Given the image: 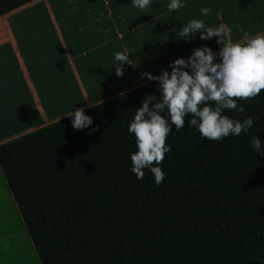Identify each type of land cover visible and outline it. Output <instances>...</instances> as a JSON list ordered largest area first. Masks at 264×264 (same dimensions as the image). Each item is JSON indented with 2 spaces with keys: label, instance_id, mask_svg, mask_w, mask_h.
<instances>
[{
  "label": "trees",
  "instance_id": "obj_1",
  "mask_svg": "<svg viewBox=\"0 0 264 264\" xmlns=\"http://www.w3.org/2000/svg\"><path fill=\"white\" fill-rule=\"evenodd\" d=\"M32 1L0 0V16ZM123 93L85 107L88 128L64 116L0 143L40 264H264V155L250 145L264 141V90L238 100L244 111L225 110L258 117L239 136L203 138L190 117L173 126L159 185L147 169L142 180L131 171L127 130L143 98L159 95L157 82Z\"/></svg>",
  "mask_w": 264,
  "mask_h": 264
},
{
  "label": "crops",
  "instance_id": "obj_2",
  "mask_svg": "<svg viewBox=\"0 0 264 264\" xmlns=\"http://www.w3.org/2000/svg\"><path fill=\"white\" fill-rule=\"evenodd\" d=\"M168 2L153 0L152 7L140 10L131 0H34L0 16V143L71 109L136 88L150 81L142 73L159 74L176 58H186L192 52L189 40L176 34L186 23L191 0L171 13ZM197 6L193 12L201 19L202 2ZM116 51L129 52L132 63L124 66L122 77L114 71ZM0 187L5 189L0 202L8 205L6 211L0 207V225L15 228L9 213L24 225L1 169ZM3 228L1 259L14 260ZM28 243L36 255L30 238Z\"/></svg>",
  "mask_w": 264,
  "mask_h": 264
},
{
  "label": "clouds",
  "instance_id": "obj_3",
  "mask_svg": "<svg viewBox=\"0 0 264 264\" xmlns=\"http://www.w3.org/2000/svg\"><path fill=\"white\" fill-rule=\"evenodd\" d=\"M140 10L152 7L153 0H131ZM185 6V0H169L168 12ZM211 8L202 6L200 12L207 16ZM199 33L201 40L217 38L220 45L213 50L207 44L193 48L188 57H178L161 69L159 74L142 73V78L156 81L159 95L150 94L136 107L128 124V132L135 138L136 151L130 154L131 171L137 180L144 178V170L152 174L159 185L165 178L161 163L165 153L171 151L166 138L173 126L180 130L185 125L195 127L203 138L218 141L229 135L239 136L247 132L258 117L233 119L225 110L244 111L240 99L255 97L264 90V34H243L233 41L231 28L224 24L207 26L202 19H191L180 27L178 37L192 40ZM129 52L113 53L115 75H124V66L132 64ZM170 69V70H169ZM121 95H124L122 92ZM210 102H214V105ZM74 129L83 130L93 124L84 107L66 113ZM92 130H95L94 128ZM250 145L254 152L264 155L258 135Z\"/></svg>",
  "mask_w": 264,
  "mask_h": 264
},
{
  "label": "rangeland",
  "instance_id": "obj_4",
  "mask_svg": "<svg viewBox=\"0 0 264 264\" xmlns=\"http://www.w3.org/2000/svg\"><path fill=\"white\" fill-rule=\"evenodd\" d=\"M200 2H202V6L210 7L212 10L211 13L207 16H204L203 14L201 15V19L204 21V23L207 26L212 27L219 26L220 24L229 26L231 28V38L233 39V41L242 39L245 32H248L250 35H255L258 33L264 34V0H191L190 4L188 5V7H190L191 9H189L188 17L186 16V23L191 19H200L199 13L194 14L195 5L198 4L197 7H199ZM197 10L199 11L200 8ZM236 27H238L239 30H241L240 28H242V30H235ZM234 31H238L237 33L239 34L234 35ZM199 40V33L196 34L194 39L189 40L188 47L190 51H192L193 48L200 47L204 44L210 46L214 51L218 50L220 47L215 36L210 40H204L202 44ZM3 190L5 189H0V196H3L4 198L5 196L3 195ZM3 198L1 201L5 202ZM7 201L10 204L11 201ZM7 206L8 205H6L5 207V205L0 202V207L5 211L8 208ZM10 206L12 205L10 204ZM9 216L13 221L15 228L12 229L10 227V230H6L2 225H0L1 228H3L1 233L4 232V229L8 231V233L4 234V236H8V238H5L7 239L8 246H10L11 248L9 249V251L10 253L14 252L16 258L14 260L9 259V261H7V258H5L4 256L5 259L2 260L1 256L3 254V251L0 250V264H4V262L5 264H40L37 255H34L33 251L29 248V237L27 236V233H24V225L20 223L21 221L19 219H17V222V217H14L10 213ZM18 242L21 244V247ZM22 254L25 257L24 259L21 258Z\"/></svg>",
  "mask_w": 264,
  "mask_h": 264
}]
</instances>
